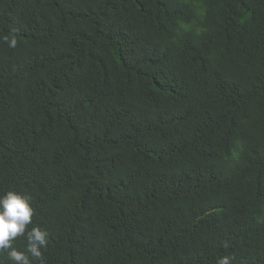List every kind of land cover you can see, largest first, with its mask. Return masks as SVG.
Listing matches in <instances>:
<instances>
[{"label": "trees", "instance_id": "obj_1", "mask_svg": "<svg viewBox=\"0 0 264 264\" xmlns=\"http://www.w3.org/2000/svg\"><path fill=\"white\" fill-rule=\"evenodd\" d=\"M10 190L45 264H264V0H0Z\"/></svg>", "mask_w": 264, "mask_h": 264}, {"label": "clouds", "instance_id": "obj_2", "mask_svg": "<svg viewBox=\"0 0 264 264\" xmlns=\"http://www.w3.org/2000/svg\"><path fill=\"white\" fill-rule=\"evenodd\" d=\"M3 41L15 47L17 39L13 35L4 36ZM35 207L30 195L10 190L0 195V253L6 252L13 264H31L30 257L45 264L44 250L49 243V232L40 226L28 228L32 223ZM26 237V246L19 250L13 246L17 237ZM231 257L225 255L216 264H231Z\"/></svg>", "mask_w": 264, "mask_h": 264}]
</instances>
